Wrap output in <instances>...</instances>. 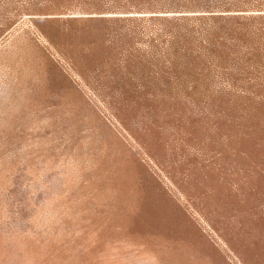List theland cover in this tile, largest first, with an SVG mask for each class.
Listing matches in <instances>:
<instances>
[{
  "label": "rangeland",
  "instance_id": "374dc122",
  "mask_svg": "<svg viewBox=\"0 0 264 264\" xmlns=\"http://www.w3.org/2000/svg\"><path fill=\"white\" fill-rule=\"evenodd\" d=\"M0 264H264V0H0Z\"/></svg>",
  "mask_w": 264,
  "mask_h": 264
}]
</instances>
